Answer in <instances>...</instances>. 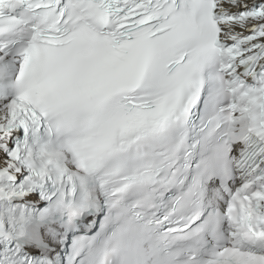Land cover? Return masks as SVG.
<instances>
[{
  "label": "snow or ice",
  "instance_id": "6c2138e0",
  "mask_svg": "<svg viewBox=\"0 0 264 264\" xmlns=\"http://www.w3.org/2000/svg\"><path fill=\"white\" fill-rule=\"evenodd\" d=\"M0 264H264V0H0Z\"/></svg>",
  "mask_w": 264,
  "mask_h": 264
}]
</instances>
